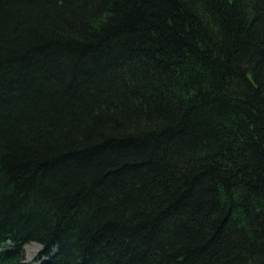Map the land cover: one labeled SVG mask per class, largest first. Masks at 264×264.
<instances>
[{
  "label": "trees",
  "instance_id": "trees-1",
  "mask_svg": "<svg viewBox=\"0 0 264 264\" xmlns=\"http://www.w3.org/2000/svg\"><path fill=\"white\" fill-rule=\"evenodd\" d=\"M264 264V0H0V264Z\"/></svg>",
  "mask_w": 264,
  "mask_h": 264
},
{
  "label": "rangeland",
  "instance_id": "rangeland-1",
  "mask_svg": "<svg viewBox=\"0 0 264 264\" xmlns=\"http://www.w3.org/2000/svg\"><path fill=\"white\" fill-rule=\"evenodd\" d=\"M41 247L35 243L26 244L23 248L25 259L28 264H37L34 263V259L37 257Z\"/></svg>",
  "mask_w": 264,
  "mask_h": 264
}]
</instances>
